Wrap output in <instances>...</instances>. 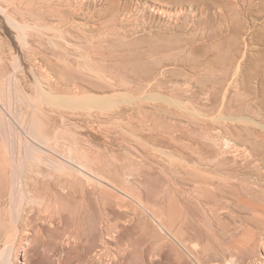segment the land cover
<instances>
[{
	"label": "rangeland",
	"instance_id": "374dc122",
	"mask_svg": "<svg viewBox=\"0 0 264 264\" xmlns=\"http://www.w3.org/2000/svg\"><path fill=\"white\" fill-rule=\"evenodd\" d=\"M43 5L0 0V104L19 124L35 117L88 176H77L68 202L55 201L53 190L36 196L39 169L63 172L28 165L18 136L4 135L17 126L0 106V196L7 189L8 201L12 161L25 162V188L35 199L31 229L49 246L33 253L18 242L9 264L261 263L264 226H252L253 211H237L234 219L212 203L226 200L227 171L242 173L243 147L259 146L264 159V0H85L83 7L71 0L53 3L52 13ZM123 8L133 22L122 20ZM143 13L152 17L138 24ZM8 18L28 26L23 40ZM84 60L109 80L81 81ZM40 87L65 106L48 105ZM0 216L8 220L7 210ZM243 221L252 241L239 232ZM235 240L245 245L234 250Z\"/></svg>",
	"mask_w": 264,
	"mask_h": 264
},
{
	"label": "bare ground",
	"instance_id": "6f19581e",
	"mask_svg": "<svg viewBox=\"0 0 264 264\" xmlns=\"http://www.w3.org/2000/svg\"><path fill=\"white\" fill-rule=\"evenodd\" d=\"M43 1H44L43 7H45V9L48 13H52L55 11L56 8L52 5L53 3L54 4L58 3V5H64L65 3L67 5H71V0H43ZM79 1H80V6L83 7L85 0H79ZM43 9H41L42 11L40 9L39 10L37 9L36 12L41 13V14L43 12V15H44L45 12ZM1 10H3V9H1ZM147 10H148V8L144 9L145 12ZM3 11L0 12L1 16H4ZM79 11H80V9H79ZM152 11L156 14L157 13L158 14L165 13L164 10H162L160 8H156V7L153 8ZM121 12H122L121 16H123L122 20L127 21L128 23L133 22L131 19L133 17V13L131 11L124 9ZM133 12H134V9H133ZM33 13H35V12H33ZM117 16H119V14ZM151 17L152 16L147 17L146 13H143L141 16L137 17V23L140 24V20H143L146 23V21ZM7 21H9L12 24V26L15 27L16 30L18 31L17 37H19V39L23 40L24 39L23 36H25V30L24 29L27 28L28 26L22 25L16 21L12 20V18L11 19L8 18ZM1 22L2 21H0V23ZM132 25L135 26L136 29L138 27H140V25H136L134 23H132ZM38 27L40 28V26H38ZM41 28H42V30H48V31L53 30V27L51 28V26H44L43 25ZM109 28H110V26L109 27L108 26L103 27L102 28L103 33H101V34L102 35L105 34L106 29H109ZM136 29H134V30H136ZM54 39L52 38V40H54ZM102 39L103 38H100L99 40H102ZM54 41L51 42V44H52L51 47L57 46L58 43H56ZM62 41H64V40H62ZM79 49H80V47H79ZM99 57L102 61H106L107 59H109V57H107V55H103V56H99ZM83 59H87L86 56ZM70 61H64V62H67V64H68ZM84 61H82L84 63H82L83 70H81V77H80V78H82L81 81H85L87 76H89L94 81H106L107 82L109 80L110 77L109 76H108L109 78L107 77V73L103 72L104 70L99 69L100 67L93 69V66L92 67L89 66L91 64V62L88 65V64H86L87 63L86 60H84ZM1 63H3V62L0 59V64ZM82 68L80 67V69H82ZM130 73H133V72H128L127 75H129ZM109 75H111V74L109 73ZM133 75L134 76H132V77L135 80L136 79L141 80V81L145 82L147 85H148V83L151 82V78L149 77V75L140 76L137 73H133ZM129 77H130V75H129ZM114 79H116V78H114ZM112 82H114V81H112ZM116 83H118V82H116ZM112 85H113V83H112ZM115 86H117V85L115 84ZM0 88L3 89L2 93L5 94L3 84L0 86ZM37 90L39 91V97L43 101H45L48 105L51 106L53 104L54 105L60 104L61 106L62 105L65 106V104H66L65 100H60L61 98H59V96L55 97L56 95L54 93H52L51 91H47L43 87H40ZM62 99H64V98H62ZM77 103H79V101H77ZM93 103L98 105L101 103V101L95 100V102H93ZM79 104H75V105L79 106ZM0 106H1V108H3L5 113L9 116L8 119L9 120L11 119V121L17 126L16 131H9V133H8L5 130L4 135L9 134V135L13 136V138H14V136H18V140L20 142L21 149L24 150L23 156L25 154L24 157H27L30 159V162L27 161L28 165L34 164V162L38 161V163H37L38 167L41 164H43L46 167H48L51 171L54 170L56 172L57 171L63 172V174L58 175V176H53L51 174L45 175V173L41 172L39 169L38 173L36 175L37 177L35 176V178H33V184H34L35 189H36V196L40 195L44 191H45L44 194L47 195L49 190H53V198L55 199V201H57V202L59 201L61 203L68 202L69 195H70L71 191L73 190V189L71 190V188H73V185L77 181H79L77 176L78 175H80L82 177L86 176L85 178L87 179L88 175L85 173L86 172L85 168L83 166L78 165V164L77 165L73 164L70 161L71 158L65 157V155L63 153H61L60 150L57 149V147L59 145L56 147V146L51 144L52 140L50 139V131L46 130L47 128H45V129L42 128V126L40 125V122L38 120H36L35 117H33L31 119V121H30L31 125L25 126V123L20 122V124H19L16 122V120H15L16 118L13 117L14 113L11 114V108L7 107L6 105L4 107V104H0ZM49 111L52 112L53 110L50 109ZM0 112H1V109H0ZM15 116H16V114H15ZM48 120L50 121L49 118H48ZM11 121H9V123H7V124L11 125ZM19 135H21V136H19ZM5 138H6V136H5ZM237 148H239V147H237ZM261 150L262 149H260L259 146L258 147H256V146H245L240 150V152H241L240 158L243 161L242 162V169H243L242 173L238 174L234 168L227 171L228 176H227V185H226V200L224 201V203H223V201H220V200L217 201L216 203L215 202L212 203V205L217 209H220L224 205L229 210L231 216L234 219L237 218V215H236L237 211H241L242 213H246L247 210L253 211L254 215H253L252 226H254L258 230H261L262 227L264 226V159L262 157H260V155H259ZM12 153L14 155V152H12ZM16 159H18V158H16ZM12 162H13V165H12V169L10 170L11 171L10 174L6 168L3 169L4 173L7 172V174H9V179L11 181V190L8 193V197H7L8 201L7 202H5V196H6L7 189L4 192V195L0 196V213L2 214V212L4 210L5 211L7 210V213H8V220L1 219L2 217L0 216L1 217L0 218V264H9V261H10L9 257H10V254H11L13 248H14L13 246L15 244H17L18 242L19 243L21 242V244L25 243V245H27L33 253H37L41 246L43 249L49 250V248H48L49 246H47L43 241L44 239H42L43 234L41 233L40 229H38L37 231H35L34 228H33V230L31 229L33 226V223H34V220H33L34 218H32L30 215L33 211L30 210L28 207L33 206L35 199L28 196L29 193L32 192V191H30L32 188L29 189L28 192L25 188V187L30 188L29 187L30 183H29V181H25V175H24L25 173L22 170V168L25 169L27 166H26V164H24L25 163L24 161H23L24 163H22V162L18 163L17 161H14V160ZM219 167H220V164H219ZM26 170H27V168H26ZM67 170H73L78 174L75 173L76 174L75 175L73 172L72 173L67 172ZM247 173H249V174L251 173L252 175H254L255 181L248 182L247 181ZM41 174L43 175L42 177L40 176ZM85 178H83V179H85ZM86 181H89V180H86ZM4 187H6V181L4 178H1L0 190ZM43 202H45V200ZM39 214H41V213H39ZM79 216H81V215H79ZM42 217H44V216H42ZM42 217H40V219H41V221H44V220H42ZM63 219H64V222L65 221L68 222V219L66 217H64ZM36 220L38 221L39 218ZM248 224L250 225L249 221H243L242 225L240 226L239 232L244 233V235L247 238L249 237L248 239L250 241H252L253 238H256V237L254 236V234H255L254 232L248 230ZM51 233L53 236H57V235H59L60 231L55 230V231H51ZM240 239H242V238H240ZM254 241H253V243H254ZM262 241H264V240H262ZM103 243H104V241H103ZM234 243L235 244L232 247L234 250H238L237 248L243 247L245 245L244 243H240V241H236V240ZM49 245H50V243H49ZM99 250H101V249H99ZM261 250L262 251H261L260 257L262 260H261V263H258V264H262V262L264 263V243L262 244ZM90 251H92V250H90ZM58 253L60 254V252H58ZM97 253L99 254V251L95 252V254H97ZM96 256H102V255H96ZM82 257H84V256H82ZM95 258H97V257H95ZM84 260H82V262H84ZM116 260H117V258H116ZM91 261H92V258H91ZM94 261H95V259H94ZM101 262H102V260H101ZM89 263H91V262H89Z\"/></svg>",
	"mask_w": 264,
	"mask_h": 264
}]
</instances>
